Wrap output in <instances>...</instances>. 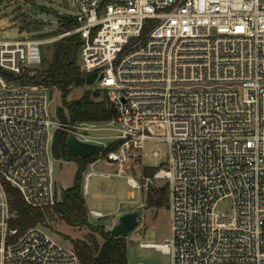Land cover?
<instances>
[{
	"label": "built area",
	"instance_id": "1",
	"mask_svg": "<svg viewBox=\"0 0 264 264\" xmlns=\"http://www.w3.org/2000/svg\"><path fill=\"white\" fill-rule=\"evenodd\" d=\"M73 4L76 23L60 36L79 35L80 72L95 75L91 87L115 117L104 125L68 118L64 137L89 138L112 123L121 143L104 158L118 171L152 143L147 153L160 161L157 169L140 183L130 175L126 181L167 185L169 235L150 245L171 264H264V0ZM53 39L0 38V264H81L72 245L44 229L45 220L18 235L8 226L6 184L29 206L56 201L55 84L33 80L41 45ZM225 199L228 213L217 207Z\"/></svg>",
	"mask_w": 264,
	"mask_h": 264
},
{
	"label": "rangeland",
	"instance_id": "2",
	"mask_svg": "<svg viewBox=\"0 0 264 264\" xmlns=\"http://www.w3.org/2000/svg\"><path fill=\"white\" fill-rule=\"evenodd\" d=\"M75 14L76 9L73 0H2L0 2V38H54L52 41H45L41 45L43 59L38 70L43 74L47 62L51 58L54 40L60 38L61 33L70 30L68 28L57 33L60 16H73ZM67 35L69 34L63 36ZM39 74L34 76V78H38L36 81L42 80V74ZM90 75L94 74L83 73L84 78ZM93 84H95V77L91 83L84 81L83 84L72 86L65 92L63 88H59L57 85L49 88L53 91L51 111L62 102L63 94L66 101H72L79 98L85 90H97L91 87ZM65 111L67 112L66 108ZM98 124L104 125L106 123ZM88 132L91 133V137H80V139L101 144L103 147H106L117 133L112 123H109L108 127H100ZM151 145V142L146 143L141 159L132 156L125 161L121 167L122 171H118L119 165L116 161L112 162L104 157H99L85 166L81 176L80 185L81 191H83L84 175L87 171L109 173L107 175L91 173L88 176L86 192L82 193L87 209V220L92 226L110 231L120 214L131 210L139 212L140 218L134 230L127 235H122L125 238L127 264H171L167 252L154 246L140 245V242L162 243L164 238L169 235L168 204L161 206L145 205L147 194L156 196L157 188L164 184V180H154L147 188H135L126 181L127 175H130L137 182H142V168L155 166L160 162L147 153ZM156 146L164 152V142L157 143ZM77 169L78 163L75 159L66 158L64 154L58 159L53 158L52 178L57 198L61 197L63 190L74 184ZM217 207L220 211L228 213L229 201L225 199L219 202ZM91 208L100 210L102 215H94L90 211ZM45 221L44 229L59 243L66 246H71L74 239H85L91 245L94 238L98 242L103 240L101 232L92 227L70 225L56 214L48 216Z\"/></svg>",
	"mask_w": 264,
	"mask_h": 264
},
{
	"label": "trees",
	"instance_id": "3",
	"mask_svg": "<svg viewBox=\"0 0 264 264\" xmlns=\"http://www.w3.org/2000/svg\"><path fill=\"white\" fill-rule=\"evenodd\" d=\"M2 0H0L1 2ZM76 23L71 16L61 15L59 18V29L57 33L71 28ZM42 35V34H39ZM80 38L78 34L72 33L61 36L52 44L51 58L47 62L44 76L41 79L45 83L55 84L63 88L64 92L75 85L83 84L84 81L91 83L94 75L83 77L78 64V47ZM38 78H34L36 81ZM61 104L67 109L70 121H93L105 122L115 117V109L106 96L99 98V90H85L82 95L72 101H66L63 94ZM121 143L120 139L111 140L106 147L98 153L77 157L69 153L64 147L62 154L69 159H75L78 169L75 175L74 184L62 191L60 198L56 197L55 204L43 209L27 205L17 188L6 184L5 190L8 195L9 210L13 214L8 219V226L16 228L17 234L26 228L35 225L52 214L58 215L70 225L89 226L101 232L102 242L92 240V245L85 239L72 240L81 264H127L125 238L114 236L110 231H104L101 227L92 226L87 220V209L81 191V176L87 163L96 158L104 157L106 152L116 149ZM157 169L156 166H144L142 174L151 175ZM167 185L157 188V195L146 197L145 205L161 206L167 204Z\"/></svg>",
	"mask_w": 264,
	"mask_h": 264
},
{
	"label": "water",
	"instance_id": "4",
	"mask_svg": "<svg viewBox=\"0 0 264 264\" xmlns=\"http://www.w3.org/2000/svg\"><path fill=\"white\" fill-rule=\"evenodd\" d=\"M55 115L59 120V125L54 130L51 142V152L55 159L61 157L63 147L77 157L98 153L102 150L103 146L101 144L79 140L72 134L64 137L63 128L68 122V116L65 107L61 103L55 106ZM139 218L140 215L137 210L120 214L117 222L111 227L110 233L114 236L129 234L136 227Z\"/></svg>",
	"mask_w": 264,
	"mask_h": 264
},
{
	"label": "crops",
	"instance_id": "5",
	"mask_svg": "<svg viewBox=\"0 0 264 264\" xmlns=\"http://www.w3.org/2000/svg\"><path fill=\"white\" fill-rule=\"evenodd\" d=\"M98 158H99V157H98ZM102 158H103V157H102ZM96 159H97V158H96ZM96 159H95V160H96ZM95 160L91 161V163L94 162ZM87 164H88V163H87ZM87 172H90V171H87ZM87 172H86V173H87ZM92 172H93V171H92ZM94 173H95V172H94ZM96 173L99 174V173H107V172H104V171H97ZM86 189H87V188H86ZM82 193H84V192L82 191ZM92 210L97 211V212H99L100 214H102V212H101L100 210H98V209L91 208L90 211H92ZM167 237H168V236H167ZM167 237H165L164 240H165ZM163 242H164V241H163ZM163 242H162V243H163ZM147 243H149V246H151L150 244H151V243H154V242H147ZM157 244H161V243H157Z\"/></svg>",
	"mask_w": 264,
	"mask_h": 264
},
{
	"label": "bare ground",
	"instance_id": "6",
	"mask_svg": "<svg viewBox=\"0 0 264 264\" xmlns=\"http://www.w3.org/2000/svg\"><path fill=\"white\" fill-rule=\"evenodd\" d=\"M132 181H133V179H132ZM164 248H165V246L164 245H162Z\"/></svg>",
	"mask_w": 264,
	"mask_h": 264
}]
</instances>
